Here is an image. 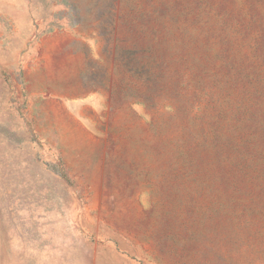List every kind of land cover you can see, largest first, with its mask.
Instances as JSON below:
<instances>
[{
  "label": "rangeland",
  "instance_id": "374dc122",
  "mask_svg": "<svg viewBox=\"0 0 264 264\" xmlns=\"http://www.w3.org/2000/svg\"><path fill=\"white\" fill-rule=\"evenodd\" d=\"M0 264H264V0H0Z\"/></svg>",
  "mask_w": 264,
  "mask_h": 264
}]
</instances>
